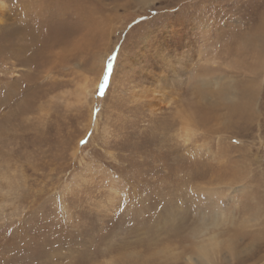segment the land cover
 <instances>
[{"label": "rangeland", "instance_id": "1", "mask_svg": "<svg viewBox=\"0 0 264 264\" xmlns=\"http://www.w3.org/2000/svg\"><path fill=\"white\" fill-rule=\"evenodd\" d=\"M0 264H264V0H0Z\"/></svg>", "mask_w": 264, "mask_h": 264}, {"label": "snow or ice", "instance_id": "2", "mask_svg": "<svg viewBox=\"0 0 264 264\" xmlns=\"http://www.w3.org/2000/svg\"><path fill=\"white\" fill-rule=\"evenodd\" d=\"M107 67H108V70H109V72H110L111 69H112V63H111V61H109ZM108 81H109V76H108V74L106 73V74L104 75V84H107ZM104 84H102V85L100 86V93H101V95L104 94ZM89 135H91V134H89ZM85 142H86V141H81L82 144L85 143Z\"/></svg>", "mask_w": 264, "mask_h": 264}]
</instances>
